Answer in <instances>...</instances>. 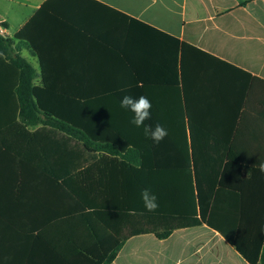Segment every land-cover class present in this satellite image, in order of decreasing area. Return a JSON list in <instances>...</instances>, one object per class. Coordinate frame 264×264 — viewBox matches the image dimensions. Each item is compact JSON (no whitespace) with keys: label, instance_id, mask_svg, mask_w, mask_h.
Instances as JSON below:
<instances>
[{"label":"crops","instance_id":"obj_1","mask_svg":"<svg viewBox=\"0 0 264 264\" xmlns=\"http://www.w3.org/2000/svg\"><path fill=\"white\" fill-rule=\"evenodd\" d=\"M34 17L32 32L44 57L71 62L68 67L57 66L59 75L94 77L95 89L111 92H126L136 83L148 94L153 109H172L178 114H184L187 106L191 110V119L173 114L145 121L167 129L173 139L171 149L143 150L141 154L147 158L136 154L131 162L123 163L109 153L93 154L97 204L133 203L130 190L137 189L133 186L136 170L140 172L139 190L152 188L157 195V210L180 211L185 208V198H192L197 210L195 181L186 183L187 171L194 173L196 168L194 154L201 171L219 170L214 161L217 157L222 162L220 171L227 169L230 190H225L229 194L225 192L224 201H256V192L244 191L243 166L227 163L228 147L207 144L193 150L187 124L199 125L202 139L236 141V154L264 155V0H0V24L7 25L9 37ZM171 38L179 40L177 49ZM181 43L204 52L187 54L185 89L181 84ZM55 89L66 90L63 85ZM107 105L115 109L120 101L111 100ZM131 119L100 114L93 121L96 135L149 141L143 127H136ZM181 122L185 127L174 126ZM123 172L132 176L123 179V195H107L103 187L97 188L101 183L114 187V182L119 187L121 179L116 174ZM249 182L256 190V177ZM31 186L34 190L26 205L6 202L0 196V249L9 250L11 238L14 246H21L22 231H89L84 215L75 213L77 207L62 193L58 195L51 183ZM135 202L143 203L140 195ZM143 222L160 224L163 220L153 217ZM95 226L100 231L97 218ZM112 264L250 263L219 232L203 224L175 230L165 240L153 232L133 236Z\"/></svg>","mask_w":264,"mask_h":264},{"label":"trees","instance_id":"obj_2","mask_svg":"<svg viewBox=\"0 0 264 264\" xmlns=\"http://www.w3.org/2000/svg\"><path fill=\"white\" fill-rule=\"evenodd\" d=\"M36 20L34 17L14 37L0 35V196L6 202L15 200L26 205L29 193L34 190L31 185L51 183L58 195L62 193L77 207L75 213L84 215V225L89 231H22L21 246H14L12 238L9 250L2 246L0 264H112L124 243L133 236L153 232L158 239L165 240L175 230L203 224L219 232L250 264H264V173L259 171L264 155L236 154V141L231 139H202L199 125L191 122L187 124L191 148L195 150L207 144L227 146V163L229 166H243L240 178L245 181L244 191L256 192L255 202L248 198L244 203L230 199L224 201L225 190H230L226 183L227 169L220 171L222 162L217 157L214 161L219 170L201 171L194 154L196 168L194 173L187 171L186 183L195 181L197 210L192 206L194 200L185 198V208L180 211H146L143 203L135 202L140 195V172L136 170L133 171V186L137 189L130 190L133 203H96L93 154L105 152L111 154L116 162L119 159L120 163L131 162L136 154L147 158L141 154L143 150L171 149L173 139L171 134L159 143L151 139L141 140L140 137L98 138L93 122L98 115L133 117L126 109H109L108 101H121L124 96L147 97L148 94L143 93L136 83L126 92H111L95 89L94 77L59 75L57 66L68 67L71 62L44 57L32 32ZM0 26L7 27L5 23ZM171 39L177 49L179 40ZM24 50L38 58L40 73L21 56ZM191 51L204 54L189 44L181 43V84L184 89L187 83L185 60ZM56 85H63L66 90H56ZM184 94L187 96V92ZM102 101L104 106H100ZM173 114L190 118L191 110L187 106L184 114H178L172 109H164L163 112L151 109V117ZM168 126L171 133L172 125ZM174 126L185 127V124L181 122ZM184 136L185 133L181 138ZM122 171L121 168L119 172ZM125 175L129 179L132 177L130 172L116 174L121 179L119 187L114 182L116 189L102 183L97 184V188L103 187L107 195L109 192L123 195L126 192ZM107 177L109 175L105 179ZM255 177L256 190L248 184ZM94 217L100 231L96 230ZM153 217H159L163 222L144 224L143 221Z\"/></svg>","mask_w":264,"mask_h":264},{"label":"clouds","instance_id":"obj_3","mask_svg":"<svg viewBox=\"0 0 264 264\" xmlns=\"http://www.w3.org/2000/svg\"><path fill=\"white\" fill-rule=\"evenodd\" d=\"M120 107L133 114L130 122L136 127H143L145 137L150 138L154 143L161 142L168 135L167 129L160 124L155 127L145 124V121L151 118L152 109V103L146 96L141 95L138 98L124 96L120 101ZM259 171L264 173V163L259 165ZM140 199L148 212H155L159 208L158 197L150 188L141 189Z\"/></svg>","mask_w":264,"mask_h":264},{"label":"rangeland","instance_id":"obj_4","mask_svg":"<svg viewBox=\"0 0 264 264\" xmlns=\"http://www.w3.org/2000/svg\"><path fill=\"white\" fill-rule=\"evenodd\" d=\"M21 56L23 58H25L28 62H30L35 69H37V70L39 69V67L37 65V60L29 52H27V51L22 52Z\"/></svg>","mask_w":264,"mask_h":264},{"label":"built area","instance_id":"obj_5","mask_svg":"<svg viewBox=\"0 0 264 264\" xmlns=\"http://www.w3.org/2000/svg\"><path fill=\"white\" fill-rule=\"evenodd\" d=\"M0 35L8 36L7 30L2 26H0Z\"/></svg>","mask_w":264,"mask_h":264}]
</instances>
